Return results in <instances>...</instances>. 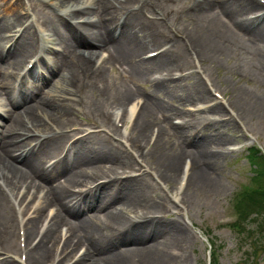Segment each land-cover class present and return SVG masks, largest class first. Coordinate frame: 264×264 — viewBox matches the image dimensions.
<instances>
[{
	"label": "rangeland",
	"instance_id": "1",
	"mask_svg": "<svg viewBox=\"0 0 264 264\" xmlns=\"http://www.w3.org/2000/svg\"><path fill=\"white\" fill-rule=\"evenodd\" d=\"M111 1L116 5L119 4L117 3L119 0ZM132 1L131 6L137 7L134 0ZM135 1L137 2V0ZM148 1L150 4L147 6L146 0H142L145 11H141L140 14L148 19L156 18L159 21H164L160 22L163 23L162 26L159 22H155L157 27H154V31L152 30L155 38L164 39L167 44L173 39H178L177 51L181 44L184 47L185 55L180 54L174 62L169 63L168 67L180 69L181 72H175L177 74L194 72L188 77L197 76L198 78L184 76L180 79V83L169 84L173 86V89H177L175 93L161 92L148 76L147 70L154 67L149 66V63H145L146 61L143 59L146 53L159 48L150 45L139 52L140 56L131 54L128 60L123 61L125 59L121 58L122 60L118 61V55L127 50V46L118 43V38L96 50L94 63L106 62L108 63L107 69L103 67L100 72L84 71L79 73L83 88L69 90V96L72 93L70 97L74 99L72 115L68 118V120H72L61 123L56 127L57 131L63 133V130L80 128L79 131L74 132H83V135L88 132H99L102 136H110L109 132L113 136V131L116 130L118 134L111 139L114 147L111 150L113 151H104L103 159L92 152L93 149L91 151L88 149L89 161L80 162V152L68 154V160L71 163H79L78 167H88V171H93L98 176L119 177L134 174L137 175L136 179H143L144 184V187L132 193H129L124 185H112L104 196L95 200V206L89 210L88 215L97 220L102 232L96 234L95 228L88 229L87 235L91 234L94 237L97 250L94 253L91 249V253H94V259L97 260L105 257V253L108 252L134 250L135 252H130L129 255L133 258L127 260V264H148L154 256L170 253L176 256V261L173 264H200L208 257L205 236L199 233V230H203L219 246L220 264H264V253L260 252L256 257L253 253L255 243L261 240L264 244V233L260 229L259 222H251L248 226L253 231L251 236L223 227L234 220L232 200L242 190V187L250 184L252 172L248 166L246 150L257 145L264 152V34L255 31L256 27L253 25L234 22L222 6L223 0L210 1L212 7L203 11L200 7L204 3H208L203 0ZM45 2L56 5L59 3L69 4V8L64 13L73 11L78 5L85 8L83 11L87 9V11H91L89 7H92V0H44V2L43 0H24V5L21 8L22 14L27 16L29 13V19H38V24L45 27L51 40H56V42L62 40L66 36L67 30L70 29L66 24V30L61 26H53L51 22L58 19L50 16H54V13L58 12L52 8L45 10ZM115 10H118L117 6L114 10L112 9V12ZM153 11L157 14H153ZM1 13L0 16L3 17L2 8ZM246 13L248 12L237 14L235 12L234 17L240 18ZM89 17H93V15ZM45 18H48L51 26L45 25ZM114 30L111 33L112 37ZM194 32L208 35V42L214 48L210 57L186 51L185 42L192 40ZM115 34L120 37L121 31L116 30ZM69 40L68 44L74 45L70 48L71 50L80 48L81 39L70 38ZM215 48L218 49L215 50ZM93 50L95 49L93 48ZM129 50L134 49L131 46ZM220 51L222 53L218 54ZM128 57L129 55L126 59ZM22 67L20 64L15 66L11 62H3L2 69L6 68L10 86L16 84L15 79L20 80ZM17 69L18 71H16ZM162 69L164 67H157L153 72ZM174 76L177 77V75ZM55 80L58 81V84L48 93L52 94L56 91L58 94L59 89L65 84L59 76H56ZM196 80L204 84L207 89L208 94L205 97H201L195 90L189 89V86L195 84ZM30 86L31 82L25 86V89L30 93H38L41 90L39 86L36 88ZM210 89L213 90V93ZM5 90L9 89H0V91ZM126 91L130 93V97L121 104L120 100ZM214 93H220L221 98H217ZM44 94H47V91ZM147 97L158 98L162 109L158 117L153 115L154 122L146 126L144 140L151 136L152 144L145 147L143 140L135 136L133 124L140 108L146 105ZM10 102V97L7 98L5 95V101L3 100L2 103L7 105L6 109L12 108ZM126 104L129 112L126 116H122ZM198 104L205 106L203 109H199L197 108ZM219 104H225L226 108L224 107L221 113H216L215 108L220 106ZM131 107H138L134 114L130 113ZM109 113L115 114L112 121L107 120ZM233 115L236 120H232ZM227 119L230 120L225 121ZM44 122L46 121L44 120ZM49 122L54 121L51 119ZM185 127L188 128V131ZM202 130L204 131L200 137L205 134L216 136V139L207 140L203 144L202 150L207 152L210 146L212 151L218 152V165L207 168L208 174L209 172L214 173L212 178L216 179L217 185L211 189L212 187L208 188L204 185H193L187 180V186L180 188V181L182 178L187 179L186 172L190 173L194 160L195 165L205 167V161L199 155V148L192 142L194 140L192 135ZM120 142H125L126 145L122 143V146ZM136 150L140 151V157L144 161L134 154ZM177 150H180V155L174 178L171 181L158 178L162 174V170L159 167L157 156L167 153L174 154ZM202 150L201 152H203ZM127 153L132 157V162L124 165ZM65 154L67 151L62 152V156ZM37 156L39 159L35 161V164L38 168H43L51 159L49 153ZM90 161H93L94 164H90ZM17 164L21 169L27 168L24 163L17 162ZM64 176L65 172L52 177L39 175L35 178L37 183L34 180H29L34 186L31 192L33 200L36 197V203L41 205L47 196L48 199H52V192L61 187ZM104 181L105 179L101 180V182ZM21 192L24 191L21 190ZM13 194L16 195L14 192ZM4 196L7 197L6 194ZM125 196H131L132 203L126 199H120L121 201L113 205L112 208L123 204L121 215L126 220L131 218L136 221L144 214L154 211L155 206H158L157 208H163V215L168 221H182L185 226L183 232L187 236L181 241L177 231L171 230L170 227H160L145 232L147 238L143 237V239H138L139 243H134L137 238H142L140 233L133 229L117 232L116 222H113V219L112 221L108 219L107 206L104 204V201L108 202L113 198ZM7 199L11 205L8 197ZM51 204H54V207ZM57 210L55 203L43 204L41 219L43 216L51 218V214L54 211L56 213ZM15 212L13 210V219L16 224L15 239L7 245L5 241L1 240L0 231V259L6 256L4 253L8 252L7 249L17 247V254L14 257L16 262L13 263L21 264L20 223L17 225V212ZM62 212L65 214L63 209H59L58 213ZM80 220V218L67 216L64 218V222L58 224V230L61 228L63 233H66L70 221L78 224ZM103 233V238H110L108 245L103 244L102 241L98 244ZM252 240L254 241L252 242ZM13 242L15 244H12ZM85 247L76 254L75 259L73 256H69V260L65 264H74L86 249ZM60 252V250L57 251V254L59 255ZM55 254L51 253L48 264H52L51 261ZM84 262L82 264H91L88 260Z\"/></svg>",
	"mask_w": 264,
	"mask_h": 264
},
{
	"label": "bare ground",
	"instance_id": "2",
	"mask_svg": "<svg viewBox=\"0 0 264 264\" xmlns=\"http://www.w3.org/2000/svg\"><path fill=\"white\" fill-rule=\"evenodd\" d=\"M203 1L208 3H204L200 7L201 11L212 7V2H210L212 0ZM117 3L119 4L116 5L111 0H93L92 5L97 8L94 18H87L76 23H69L67 26L70 30H67L66 36L56 45L58 51L49 53L47 48L39 46L34 33L31 31L35 26H26L23 33L17 36V38L7 36V32H14L17 26L24 27L25 17L20 12L23 5L22 0H16L14 2L12 0H3L2 10L4 12V17L0 19V60L5 58L9 60L8 62L13 63L15 66H19V64L22 65L31 54L40 53L42 56V62L40 63L44 65L47 71L45 73L34 74L35 82H39L40 84H48L49 82V85L42 87V90L52 89L54 84L57 83L53 78L60 73H66V75L63 76L65 87L60 88L62 91H64L65 88H83L78 73L82 71L100 72L103 67L107 69L108 63L103 62L97 64L101 65L97 67L93 62V58L97 54L96 50L101 45L106 43L110 44L114 41L113 39L116 38L115 32L118 29V31L122 32V35L118 38V43L127 46V50H124L118 55L117 60L121 61V58L126 60V57L131 54L139 55L140 51L148 48L150 45L159 46L161 48L160 53L146 62L149 63V66L154 67L153 69L147 70L148 74L150 78H153L159 91L175 93L177 89H173V86L169 84L180 83L181 80L172 81L173 73L171 72L175 71V69L169 68L168 65L174 62L180 54L182 56L185 55L183 44H181V47L177 51L179 46L178 39H173L167 44L164 39L155 38L152 33L154 27H157L155 22H159L162 26L163 23L160 22L164 21H158L156 19L150 20L143 17L139 12H129L128 9L132 4V0H119ZM148 4H150L149 1ZM114 6H117V11L119 12L116 10L112 12V9H115ZM222 6H224L225 11L234 22L253 25L256 27L255 31L264 34V13H260L263 9L262 6L251 2V0H223ZM235 12L236 14L239 12L248 13L239 18L238 16L234 17ZM124 16L125 18L122 20ZM71 18L79 20L84 17L81 15V12H73ZM51 23L55 27L61 26L64 30L67 29L65 23L61 20H55ZM113 29L115 30L112 37L111 33ZM37 36L40 38L39 32ZM70 38L81 39L79 43L80 48L78 50H72L74 53L67 52L66 50V41H70ZM208 40V35H201L194 32L192 40L190 39L185 42L186 51H193L198 55L200 54V56L210 57L214 48ZM44 41L46 45L49 43L46 39H44ZM131 46L134 50H129ZM93 48L95 50H93ZM217 49L218 48H215V50ZM222 51L218 54H221ZM2 66L3 62L0 61V74H2L0 76V89H5L9 83L7 82L8 77L6 68L2 69ZM157 67H164V69L170 73L155 78L153 76V70L157 69ZM189 89H191V91L195 90L197 95H201V97H205L208 94L204 84L197 80L195 84L189 86ZM3 92L8 96H16V98L14 97L13 109L4 110V116L2 117L6 123H2L0 127V179L4 181L5 186L11 187L14 190L25 188L29 193L31 192L28 184L29 180H34L37 183L35 178L39 175L52 177L55 174H62L64 170L67 172L61 187H58V189L52 192V199H48L47 196L44 200L43 204L52 202L55 203L58 208L56 213L52 215L49 223L43 225L44 220L41 219L43 204H39L35 211V215L26 217L25 219L28 263L48 264L51 253H56L55 257H58V260L53 258L54 264H65L68 262L69 256H73V259H75L77 256L76 253L87 245L86 251L76 259L74 264H82V262L87 260L91 264H127V260L133 258L129 254L130 252H135L134 250H126L125 252L119 250L115 253L108 252L105 253V257L98 258L97 260L94 259V253L97 251L94 244V237H92L91 234L87 235V232L89 231L88 229L95 228V233L99 234L102 232V229L98 226L97 220H90L87 210L93 207V205L90 204L93 200L95 201L108 192L110 186L124 185L125 189L129 193H132L144 187L142 182L143 179H136L135 175H127L124 177H100L93 171H88V167H78L79 163H71L66 157H59L72 138H69L64 147L59 151V146L61 144L58 145V138H54L55 136H50L48 134L50 128L45 125L44 118L48 117V119H53L57 126L64 121L68 122L72 120H68V118L72 115L71 103L74 102V100H68L63 95H45L44 92L33 94L27 92L24 87L17 88L16 86L11 87L10 91L5 90ZM129 97L130 93L126 91L120 103L122 104V102ZM145 104V106L143 105L140 108L133 126L135 136L143 140L144 146L147 147L151 144V136L144 140L147 129L146 126L154 122L153 115L158 117L162 109V104L156 97H147ZM125 106H127V104ZM2 107L4 108L5 106ZM223 109V106H217L215 112L221 113ZM112 119L113 114H107V120L112 121ZM186 130L188 131V128H186ZM203 131L204 130L192 135L194 139L192 142L199 148V155L201 159H204L205 167L195 165L194 160L189 182L196 186L204 185L208 188L212 187L211 189H213L217 185V181L215 178H212L214 173L209 172L210 175L208 174L207 168L218 165V153L215 150L212 151L210 146L207 152H205L204 149L202 150V147L207 140L216 139V136L205 134L200 137ZM34 132H37L38 135ZM113 134L117 135L118 132L115 130ZM75 135L77 134H74V136ZM61 138L65 139L64 136H61ZM111 141L109 137L89 133L74 141L68 148L76 152L82 151L80 156L82 159L80 158V162H87L90 160L87 157L89 155L88 149L90 151L93 149L92 152L103 159V156H105L103 155L104 151H113L111 150V148H114ZM29 145L31 146L30 149L25 150ZM201 150L203 152H201ZM139 152L138 150L136 151V153ZM48 153L51 154L52 159L55 160L50 166L51 169L45 170L43 168H38L35 161L39 158L34 155H47ZM179 153L180 150H177L174 154L167 153L157 156L159 167L162 170V174H160L158 178H163L168 181L174 178L178 166L177 161L180 155ZM17 162L24 163L27 168L21 169ZM92 162L93 161H90L89 163L94 164ZM131 162V156L127 155V160L124 165ZM90 167L95 168L93 166ZM103 178L108 180L94 186L95 183ZM83 186L90 187L86 192H83ZM19 199L23 206L24 214L27 215L28 209L33 207L32 203H28L24 206L27 200V193L23 196H19ZM120 199H126L131 203L133 201L131 196L113 198L108 202L104 201V204L107 206V217L109 220L112 221L113 219V222H116L117 232L128 229L139 232L142 238H137L134 243H139L140 241L138 239H143V237L147 238L145 232L160 227H170L171 230L177 231L176 233L180 235L181 241L187 236L185 232H183L185 226L182 224V221H168L163 216V208H157L158 206H155L156 208L151 213L139 217V220L134 221L131 218L130 220H126L121 215L123 204H119L118 207L115 206L112 208L113 205L121 201ZM52 206L54 207V204ZM59 209H63L65 214L63 212L58 213ZM67 216H71V218H80L81 220L78 224L70 221L66 233L61 235L62 230H60L61 228L58 230V224L64 222V218ZM12 217L10 206L0 188V231L3 240H6L10 231L15 228V222ZM41 228H43L41 240L32 247L31 244L33 242L34 233H39ZM103 235L104 233L98 244L102 241L103 244L108 245L110 238H103ZM60 245L61 248H59ZM91 249L94 253H91ZM58 250L61 251L59 255L57 254ZM7 251L14 255L16 254L17 247L9 248ZM12 261H14V258L9 256L1 261L0 264H15ZM175 261L176 256L174 254L165 253L162 256H154L152 260H149L148 264H173Z\"/></svg>",
	"mask_w": 264,
	"mask_h": 264
},
{
	"label": "trees",
	"instance_id": "3",
	"mask_svg": "<svg viewBox=\"0 0 264 264\" xmlns=\"http://www.w3.org/2000/svg\"><path fill=\"white\" fill-rule=\"evenodd\" d=\"M248 161L254 171L255 176L253 177V182L258 185V188L252 189L248 192L250 200L243 203L241 215L247 216L250 210L254 214L256 211L261 213L264 211V158L254 149H251L248 153ZM245 206V207H243ZM248 218H244V223Z\"/></svg>",
	"mask_w": 264,
	"mask_h": 264
}]
</instances>
